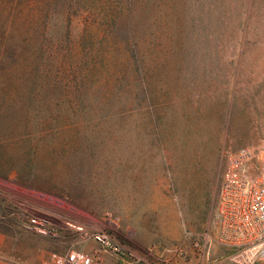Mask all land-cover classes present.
<instances>
[{
    "label": "rangeland",
    "instance_id": "rangeland-1",
    "mask_svg": "<svg viewBox=\"0 0 264 264\" xmlns=\"http://www.w3.org/2000/svg\"><path fill=\"white\" fill-rule=\"evenodd\" d=\"M28 2L23 73L0 83V183L151 263L230 264L222 153L264 144V0ZM5 193L0 264L82 247L72 227L16 225Z\"/></svg>",
    "mask_w": 264,
    "mask_h": 264
},
{
    "label": "built area",
    "instance_id": "built-area-1",
    "mask_svg": "<svg viewBox=\"0 0 264 264\" xmlns=\"http://www.w3.org/2000/svg\"><path fill=\"white\" fill-rule=\"evenodd\" d=\"M222 156L219 241L229 249L230 264H264V144L229 148ZM0 186L6 192L5 199L13 205L7 216L16 225L49 237L58 236L66 226L80 232L82 247L50 251L40 264H116L108 257L117 264H157L127 249L102 228L90 230L88 224L64 221L62 202L56 198L5 182ZM90 240L98 246L86 250Z\"/></svg>",
    "mask_w": 264,
    "mask_h": 264
},
{
    "label": "trees",
    "instance_id": "trees-1",
    "mask_svg": "<svg viewBox=\"0 0 264 264\" xmlns=\"http://www.w3.org/2000/svg\"><path fill=\"white\" fill-rule=\"evenodd\" d=\"M28 3V0H0V76L3 79L0 83L13 81L11 78L23 73L20 62L25 61L22 55L28 47L24 46L23 39L20 38L22 30L16 23V17L20 19L22 13H26L27 17L31 15ZM21 21L25 23L28 19Z\"/></svg>",
    "mask_w": 264,
    "mask_h": 264
}]
</instances>
